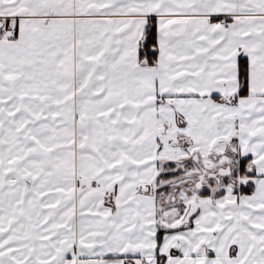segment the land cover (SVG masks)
<instances>
[{"label":"snow or ice","instance_id":"1","mask_svg":"<svg viewBox=\"0 0 264 264\" xmlns=\"http://www.w3.org/2000/svg\"><path fill=\"white\" fill-rule=\"evenodd\" d=\"M126 262L264 264V0H0V264Z\"/></svg>","mask_w":264,"mask_h":264},{"label":"trees","instance_id":"2","mask_svg":"<svg viewBox=\"0 0 264 264\" xmlns=\"http://www.w3.org/2000/svg\"><path fill=\"white\" fill-rule=\"evenodd\" d=\"M150 32H151V35L142 40L141 48H140V52L142 53L141 59L143 60L146 57L150 62H155V60L158 59V50H157L158 46L156 45L157 33H156L155 19L151 21ZM144 45H147V47H145ZM153 53H155V55ZM245 64H246V59L244 57H240L239 65L241 66V71L243 70V65ZM243 94L246 95V91H244ZM249 161H250L249 158H245L241 160L240 167H241L242 174L246 172V166ZM249 175H251V173H249ZM253 189L254 187L250 182L249 185L242 186L240 190L243 193L249 194L253 191ZM161 238H162V235H161Z\"/></svg>","mask_w":264,"mask_h":264},{"label":"crops","instance_id":"3","mask_svg":"<svg viewBox=\"0 0 264 264\" xmlns=\"http://www.w3.org/2000/svg\"><path fill=\"white\" fill-rule=\"evenodd\" d=\"M213 19V22H218V20H217V18L216 17H213L212 18ZM219 19H224V17H223V15H220L219 16ZM226 23H230V21H225ZM141 43H142V41H141ZM240 57H243V56H240ZM240 57H238V65H239V62H240ZM180 95V98H184L185 97V94H179ZM213 97H214V99H219V97L217 96V94H213ZM245 158H249V159H251V155L249 154L247 157H240V160H242V159H245ZM252 184V183H251ZM253 185V187H254V189H253V191L252 192H254L255 191V186H254V184H252ZM241 189V188H240ZM238 190V194H241V195H251L252 194V192L251 193H243V192H241V190ZM107 206V205H106ZM112 206L114 207V202L112 203ZM162 239V238H161ZM105 258H107V256L105 257ZM126 264H127V262H126Z\"/></svg>","mask_w":264,"mask_h":264},{"label":"rangeland","instance_id":"4","mask_svg":"<svg viewBox=\"0 0 264 264\" xmlns=\"http://www.w3.org/2000/svg\"><path fill=\"white\" fill-rule=\"evenodd\" d=\"M241 161V160H240Z\"/></svg>","mask_w":264,"mask_h":264}]
</instances>
